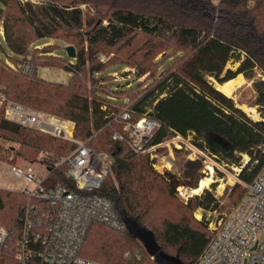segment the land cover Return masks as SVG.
<instances>
[{"label": "trees", "instance_id": "trees-1", "mask_svg": "<svg viewBox=\"0 0 264 264\" xmlns=\"http://www.w3.org/2000/svg\"><path fill=\"white\" fill-rule=\"evenodd\" d=\"M10 1L16 0H0V24H5V37L0 34V39L11 51L14 63L19 67L28 60L37 68L61 67L72 77L68 84L47 82L37 76L29 79L0 63V86L7 99L73 121L75 138L90 139L88 145L105 152L111 161L112 176L104 181L99 193L113 201L126 230L115 231L101 224L90 227L86 240L89 233L99 235V262L161 264L147 262L150 253L127 227L126 221L132 220L153 233L160 250L185 264H194L211 235L207 222L193 219L191 212L218 209L216 197L206 189L188 200L183 206L185 213L178 218L164 217L158 227L150 226L144 220L154 204L147 194L154 187L150 156L134 153L125 141L112 139L113 129L121 128L108 126L106 115L130 104L134 122L143 116L159 122L149 145L162 144L177 135H192L191 142L197 149L239 167L238 179L252 183L264 168V80L254 83L255 105L263 112L262 119L254 121L209 78L223 84L242 74L251 80L257 70L264 77V0H220L218 4L214 0H38L42 3L15 2V13L9 10ZM82 5L93 13L85 12ZM139 35L149 37L148 48L144 44L131 48ZM41 39L60 40L66 48L73 46L75 57L68 62L59 57L60 61L36 63L35 45ZM117 46L127 49L116 59L120 61L108 65L98 60L100 53ZM161 52L171 55L157 60ZM231 60L240 62L236 71L226 69ZM128 65L135 67L137 78L146 76L150 85L142 88L144 83L134 78L127 90L132 97L113 100L97 82L105 79L112 92L118 86L126 87L107 73ZM147 106L151 107L149 114ZM210 136L223 139L225 144ZM0 137L16 140L21 156L32 157L33 162L50 170L46 184L70 185L66 165L58 163L76 148L74 142L8 121L2 110ZM244 155L248 157L246 163L242 162ZM239 187L237 184L235 190ZM168 190L171 194L172 189ZM240 195L232 204L240 201ZM23 202L22 193L0 189V226L12 225ZM86 240L81 253L89 257ZM136 240L142 246L138 247ZM122 247L131 249L124 252L131 255L130 259L119 256ZM0 264H16V260L2 255Z\"/></svg>", "mask_w": 264, "mask_h": 264}, {"label": "built area", "instance_id": "built-area-1", "mask_svg": "<svg viewBox=\"0 0 264 264\" xmlns=\"http://www.w3.org/2000/svg\"><path fill=\"white\" fill-rule=\"evenodd\" d=\"M215 2L218 4L220 0ZM0 34L3 36V22ZM0 63L27 77L37 76L38 68L33 61H23L18 67L8 56L5 60L0 57ZM111 76L116 82L126 83L127 88L132 86L134 78L141 81L145 77L137 78L136 69L125 67ZM102 108L106 110L107 106ZM0 110L8 121L60 136L77 145L58 163V166L66 165L70 185L49 186L46 179L50 170L39 174L32 162L14 161L13 156L6 159L0 153V175L22 183L21 190L9 191L24 195L12 225L0 226V256H13L16 264H101L81 253L90 227L101 224L115 231L126 230L113 201L99 193L111 170L109 157L91 148L90 139H76L73 121L8 100L1 86ZM106 119L108 126L116 124L121 128L113 129L112 139L125 141L134 153L149 154L152 166L160 173L167 171L171 159L158 166L154 161L162 144L149 145L159 128L158 121L143 116L134 122L130 104L118 113L108 112ZM176 137L174 147L182 149L184 137ZM190 143L189 147L194 148L191 140ZM6 168L8 170H4ZM208 229L210 241L194 264H264V241L259 240V234L264 232V168L247 186L238 204L230 212L210 220ZM125 257L130 259L131 255L126 253Z\"/></svg>", "mask_w": 264, "mask_h": 264}, {"label": "rangeland", "instance_id": "rangeland-1", "mask_svg": "<svg viewBox=\"0 0 264 264\" xmlns=\"http://www.w3.org/2000/svg\"><path fill=\"white\" fill-rule=\"evenodd\" d=\"M26 1H30L33 4L42 3L39 2L38 0L10 1L11 9L9 10L12 13H15L17 10L15 2L26 3ZM81 8L85 12L93 13V10H90L85 5H82ZM23 27L26 28V26ZM2 37L3 38L5 37V24H3ZM147 40H149L148 36L139 35L138 37L135 38V42L131 48L135 50V48L141 46L142 44H144V47L148 48L149 45L146 44L149 42H146ZM36 46H42V48L37 49ZM48 48L50 49L48 53L45 54ZM143 48L142 50H140V52L144 51ZM164 48H166V46ZM106 52L107 53L105 52L100 53L98 55V60L102 62H107L108 65L109 64L111 65L117 63V61H120L116 59H118L120 55L123 56V54L127 52V49L124 48V46H117L116 48L107 49ZM34 55H35L34 60L38 64L45 63V61L48 60L60 61V58L63 61H67V62L71 59L66 52V44L60 40H55V39L39 40L38 44L35 45ZM54 55H57L58 57ZM170 55L171 53L166 55L164 54V52H161L160 54L157 55L156 59L158 60L163 57H169ZM8 56L13 57L11 51L6 46L5 41L3 39H0V57L3 60H5L7 59ZM11 61L13 60L11 59ZM64 64H66V62H64ZM239 65L240 62L231 60L227 63L226 69H231L232 71H236ZM125 68L135 69L133 65L125 66ZM118 70L121 69L118 68ZM114 71L117 70L109 71L107 74L110 75ZM256 72H257L256 76L251 80L246 79L241 74L243 76L242 83L236 87L234 93L229 97L233 99L236 106L240 109H242L241 108L242 106L253 107L255 109L253 113L249 111L246 112L243 109L242 111H244L246 115L251 119H253L254 121H258L263 117V112L261 108L255 105L257 99V90L254 87V83L264 80V77L259 70H257ZM71 77H72L71 73L61 67L38 66L37 78L45 80L47 82L68 84L71 80ZM110 77L112 76L110 75ZM26 78L28 77L26 76ZM146 78H147L146 76L144 77V79L141 78L140 82L144 83L142 88H146L147 86L150 85L148 84V82L145 81ZM209 79L213 82L214 86L216 87L218 82L213 78H209ZM114 82L116 81L114 80ZM106 83L107 82L105 79H102L101 81L97 82L98 86L102 87V90L105 91L108 95H110V98H113L115 100L117 98L132 97V94L128 93L127 91L129 88L118 86V88H116V92H112L110 90V86H108ZM122 83L123 82H120L119 85H124V83L123 84ZM89 88H93L92 84L90 83H89ZM122 109H124V107H122L121 110ZM40 111L48 113L54 117L60 118L58 115H56L53 112L47 110H40ZM150 112H151V107L147 106L146 113L149 114ZM53 136H57V135H53ZM175 137L164 141L162 145L159 147L160 149L158 148L156 151L157 158H154V161L157 166L162 165L163 163H167V161L171 159L170 161L172 163L170 166H168L169 168H167V171H163V173H160V171H158L154 166H152V162L150 163L152 171L155 172V174L151 175V177H153L154 180V187L151 190H149L147 194L148 196L151 197L152 201H154V204L152 206V209L149 210L144 220L147 223H149L150 226L158 227L161 224V221L164 217L178 218L181 214L185 213L186 210L183 206L187 204L188 200L195 196L201 195L207 189L211 191L213 195L216 197L219 204L218 209L211 210V209L198 208L195 209L193 212H191V215L193 219L198 221H203L205 223L207 222L208 225L210 220L215 219L219 215L230 212L238 203L237 201L235 204H232L237 199L238 194L241 193L239 197V199H241L245 195L247 191V186L249 184L243 183L238 179V173L240 172L239 167L229 166L225 162L220 161L219 157H214L208 152L197 149L194 146H193L194 148H190L189 146L191 145L190 140L192 139V135H189L187 138L184 139L180 137L185 141V145H183L182 149H178L180 151L177 152L176 151L177 148H175L173 144L174 140H177L176 139L177 137L176 138ZM210 138H213V136H210L209 139ZM19 148H20V144L16 140L9 137H7V139L0 137V153H2L3 157L7 159L8 157L13 156L14 161L17 160L22 163L32 162L34 168L37 170L39 174L47 173L48 169L46 166L41 165L37 162H33L32 157H26L24 155L21 156L19 154ZM4 152L7 153L3 155ZM247 158L248 157L244 155L242 157V162H244V160H246ZM210 168L212 169V172L210 171ZM4 170H8V169L6 168ZM209 172L211 173V175L210 174L208 175ZM156 174L160 175V177L158 176L156 177ZM107 176L108 177L105 181H107L109 177L112 176L111 170ZM205 177H210L212 181L209 182L207 186L204 187L200 193L194 194L193 189L196 188L200 180ZM237 184H239L240 187L235 190ZM0 187L6 190L19 191L22 188V183L14 178L1 174ZM168 187L172 189L171 194L168 192L169 191ZM187 215H189V211H187ZM150 221L152 223H150ZM259 240L264 241V232H261L259 234ZM98 241H99V235H97L96 233L95 234L89 233L88 238L86 240L85 248H86L87 256H89L88 258L91 257V259L101 261L102 251L98 249V245H99ZM136 243L138 244V247L142 246V244L138 240H136ZM128 250L131 249L128 247H124V248L122 247V249H120L118 252L120 254L119 256H121L123 259V255L128 253L126 252L124 254V252ZM153 261L156 260L153 259L152 257L150 259L147 258V262H153Z\"/></svg>", "mask_w": 264, "mask_h": 264}, {"label": "water", "instance_id": "water-1", "mask_svg": "<svg viewBox=\"0 0 264 264\" xmlns=\"http://www.w3.org/2000/svg\"><path fill=\"white\" fill-rule=\"evenodd\" d=\"M66 51L69 57H75V48L73 46H68ZM213 138H216L225 144L223 139L217 136H213ZM126 224L129 231L132 232L145 245L150 255L154 257L156 261L160 262L161 264H185L179 259V257L168 255L164 251L160 250L151 231L145 227L139 226V224L132 220H127Z\"/></svg>", "mask_w": 264, "mask_h": 264}, {"label": "bare ground", "instance_id": "bare-ground-1", "mask_svg": "<svg viewBox=\"0 0 264 264\" xmlns=\"http://www.w3.org/2000/svg\"><path fill=\"white\" fill-rule=\"evenodd\" d=\"M242 78L243 76L241 74H239L237 77L223 83V84H217L216 88L222 92L223 94H225L226 96L230 97L234 91L236 90V87L239 86L242 83ZM244 111H249V112H254L255 109L253 107H246V106H242L241 107ZM254 117V116H253ZM210 171L212 172V169L210 168ZM211 175V173L209 172L208 175ZM212 179L210 177H205L203 179L200 180V182L198 183V186L196 188L193 189V193L194 194H198L200 193L204 187L207 186V184L209 182H211Z\"/></svg>", "mask_w": 264, "mask_h": 264}]
</instances>
